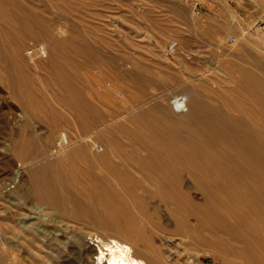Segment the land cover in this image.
<instances>
[{"label":"rangeland","instance_id":"1","mask_svg":"<svg viewBox=\"0 0 264 264\" xmlns=\"http://www.w3.org/2000/svg\"><path fill=\"white\" fill-rule=\"evenodd\" d=\"M244 70L264 80V0H0V264L125 232L153 264H264V166L171 102L262 129Z\"/></svg>","mask_w":264,"mask_h":264},{"label":"bare ground","instance_id":"2","mask_svg":"<svg viewBox=\"0 0 264 264\" xmlns=\"http://www.w3.org/2000/svg\"><path fill=\"white\" fill-rule=\"evenodd\" d=\"M242 77H243V81L252 90L254 96L253 98L260 105V108L264 113V80L257 73L247 70L243 71ZM195 92L188 89L187 96L189 98V102H188V98L184 94H182L187 100L186 103L188 109L187 111H185V113H182L181 111L178 110V114H179L178 118L192 121L203 130H208L213 134H215L216 136L219 137L221 136V138H225L226 136L225 134L230 132V135H232L237 140L238 149H240L242 153H246L256 164H260L261 166H264V131H263L264 128H262L263 129L262 130L257 125H253L252 127L251 126L249 127L246 120L240 117L230 118L228 116H222L223 117L222 121H220L219 123L213 121L215 117H213L211 112L219 115L221 114V112L218 110V108L215 107L213 108L205 105L203 102H198L199 98L197 93ZM191 106L192 108H190ZM203 130L201 132H205ZM245 132H248V135L243 134ZM64 133L67 134L66 132ZM80 151L81 150L75 149L72 152H65V153L63 152V155H61V157L57 156L56 158L67 159L70 157V154L72 153L77 154V152ZM148 156L149 158L153 159L152 154L149 153ZM94 159L98 162L100 160L102 163L106 161L104 156L102 157L94 156ZM154 159L165 160V158L158 156ZM236 161L238 162V160ZM233 164H235V162ZM48 193L49 195L56 194V192L52 190L48 191ZM40 196L42 197V194H40ZM123 228H126L127 231L129 229V227L127 226H123ZM127 233L125 232L122 235H99V234L95 235L94 236L95 238L93 237L91 244L95 245V243H97L96 248L92 245H86L85 250L89 252L95 251L96 257H94V260H91L89 258L86 259V264H153L150 260L145 258L138 251L137 241L139 240V237L134 235L132 236V240H131L128 238ZM155 255L159 259V262L160 260H164L162 253H157ZM76 257L82 259L83 250H77ZM71 263L72 261L69 260L68 264Z\"/></svg>","mask_w":264,"mask_h":264},{"label":"built area","instance_id":"3","mask_svg":"<svg viewBox=\"0 0 264 264\" xmlns=\"http://www.w3.org/2000/svg\"><path fill=\"white\" fill-rule=\"evenodd\" d=\"M233 40H234V38H232V41ZM178 51H179V42H178V40L173 39V40H170L168 42L164 53L167 56H172L175 53H177ZM171 102H172L173 107L177 111L179 110L181 112H185L188 109V106H187V103H186L187 100L182 94H174L172 96ZM67 144H68V136H67V134L64 133L57 141V148L61 149L64 146H66ZM96 148L101 150L102 146H100V145L97 146L96 145Z\"/></svg>","mask_w":264,"mask_h":264}]
</instances>
